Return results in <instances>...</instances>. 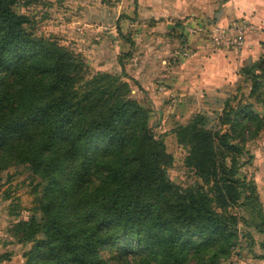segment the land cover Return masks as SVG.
<instances>
[{
    "label": "trees",
    "instance_id": "1",
    "mask_svg": "<svg viewBox=\"0 0 264 264\" xmlns=\"http://www.w3.org/2000/svg\"><path fill=\"white\" fill-rule=\"evenodd\" d=\"M21 4L0 0V176L23 169L37 183L30 218L10 230L22 264H224L243 241L264 261V204L244 172L248 143L264 133V53L218 109L173 130L197 179L181 187L152 109L133 98L131 53L120 73L93 72L81 53L37 36Z\"/></svg>",
    "mask_w": 264,
    "mask_h": 264
},
{
    "label": "crops",
    "instance_id": "2",
    "mask_svg": "<svg viewBox=\"0 0 264 264\" xmlns=\"http://www.w3.org/2000/svg\"><path fill=\"white\" fill-rule=\"evenodd\" d=\"M67 2L71 6L65 11V27L68 32H74L71 39L79 43L78 53L84 54L97 72L119 73L120 56L131 53V57L123 60V66L131 79L133 98L147 103L156 122L164 115L176 118L175 123H187L200 111L218 109L214 106L215 99L235 92L241 67L261 55L262 32L248 35L246 46L236 52L213 49L202 33L188 43L190 59L183 61L176 56L181 52L178 36L187 37L186 25L208 29L245 17L264 27V0ZM257 52L258 57L253 55ZM91 58L93 62L89 61ZM170 100L173 111L168 110ZM261 199L264 204V196ZM252 251L254 254L245 248L243 252L236 251L240 253L224 264H264L256 258L262 252L254 248Z\"/></svg>",
    "mask_w": 264,
    "mask_h": 264
},
{
    "label": "rangeland",
    "instance_id": "3",
    "mask_svg": "<svg viewBox=\"0 0 264 264\" xmlns=\"http://www.w3.org/2000/svg\"><path fill=\"white\" fill-rule=\"evenodd\" d=\"M28 3V6L24 4L19 5L16 10L18 13L32 17L36 23L34 32L37 36L54 37L60 41L62 45H66L76 52L81 50L80 46H77L79 43L71 39L74 32H68L65 27V14H67L65 11L68 9L70 10L69 6H71L70 3L68 4L67 0H28ZM75 8L77 7L75 6ZM260 40V53L263 54L264 32ZM260 53L257 52L253 55L258 57ZM89 61L93 62L92 58ZM90 68L91 71L95 72L94 68L91 66ZM145 106H147V103H145ZM168 110L173 111L172 100H170L168 104ZM257 111L261 114L263 113V109L257 108ZM165 113L166 111H164V114ZM185 116L187 117L188 115L186 114ZM186 117H183L182 120H186ZM175 122L176 118H173V116L169 119L164 115L160 122H156V117L153 115L151 126L155 135L158 138L164 139L169 153L174 157L175 162L169 172L171 180L178 186L187 187L196 182L197 179L189 173V170L185 167L184 160L187 155L186 149L177 144L173 135V130L178 125L186 123ZM247 146L255 158L253 163L244 169V172L255 180L258 190H260L261 195L264 196V133H262L257 140L248 143ZM36 184L37 183L33 181L32 177L25 173L23 169H12L0 176V256L6 255L7 257L5 260H2L0 264L23 263L22 254L25 246H22L20 242L11 237L10 230L14 223L30 218L32 214L31 211L35 206L33 191ZM255 238L258 243L262 237L255 234ZM247 245L248 243L243 241L237 251L243 252V249H246ZM254 249L255 251H260L258 245H256ZM247 250H250V248ZM239 253L240 252H236L235 255Z\"/></svg>",
    "mask_w": 264,
    "mask_h": 264
},
{
    "label": "built area",
    "instance_id": "4",
    "mask_svg": "<svg viewBox=\"0 0 264 264\" xmlns=\"http://www.w3.org/2000/svg\"><path fill=\"white\" fill-rule=\"evenodd\" d=\"M187 41L205 33L209 46L215 50L236 52L246 46L248 35L262 31V27L254 24L249 19L242 17L229 21L226 25H214L210 28L185 26ZM180 60L186 61L192 57L191 50L185 49L177 54ZM162 90V89H160Z\"/></svg>",
    "mask_w": 264,
    "mask_h": 264
}]
</instances>
